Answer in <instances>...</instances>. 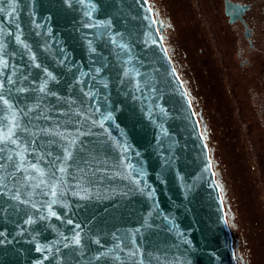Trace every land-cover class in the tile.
Here are the masks:
<instances>
[{"label": "water", "instance_id": "water-1", "mask_svg": "<svg viewBox=\"0 0 264 264\" xmlns=\"http://www.w3.org/2000/svg\"><path fill=\"white\" fill-rule=\"evenodd\" d=\"M0 97V264H238L148 0H0Z\"/></svg>", "mask_w": 264, "mask_h": 264}, {"label": "flooded vegetation", "instance_id": "flooded-vegetation-1", "mask_svg": "<svg viewBox=\"0 0 264 264\" xmlns=\"http://www.w3.org/2000/svg\"><path fill=\"white\" fill-rule=\"evenodd\" d=\"M167 1L170 2L168 5L165 0H148L212 153L216 179L223 191L237 262L254 264L257 253H260V264H264V197L261 198L259 189L257 193L250 191L246 200L250 203L249 199H253L256 209L248 211L247 220L242 226L236 196L229 195L233 190L223 180L221 151L209 142L211 123L204 109V100L195 97L191 90L193 70L185 59L186 55H180L176 50L172 34L176 26L169 12L172 8H177L176 5L181 0ZM186 5L192 16L191 8ZM191 7L200 13L201 22L208 24V28L214 32L216 41L215 60L211 59L212 52L207 56L209 65L203 59L205 68L209 69L214 63L216 124L230 143L232 156L241 159L254 156V159L261 161L260 173L264 188V0H196V4L191 2ZM193 20L191 18L190 21ZM249 168L255 170L252 164ZM250 169L246 170L250 172Z\"/></svg>", "mask_w": 264, "mask_h": 264}, {"label": "rangeland", "instance_id": "rangeland-1", "mask_svg": "<svg viewBox=\"0 0 264 264\" xmlns=\"http://www.w3.org/2000/svg\"><path fill=\"white\" fill-rule=\"evenodd\" d=\"M193 1L196 4V0H181V2H178V5H176L177 8H172L171 12H169L176 26L175 30L172 31V34L175 40L176 50L180 55H186L185 59L191 67L190 69L193 70L190 82L192 87L191 90L195 97L204 100V109L207 112V116L210 117L209 119L211 123L209 134L207 133L209 142L212 146H217L218 151H221L222 160L220 159V162L224 168L223 180H226L233 190L232 193L228 192L229 195L233 194L236 196V206L239 211L238 213L240 214V223L244 226V222L247 220L248 211L256 209V207H254L253 199H249L250 203L246 200L250 191L252 190L257 193L259 189L261 198L264 197L262 175L260 173L262 169L260 164L261 161L256 160V158L254 159V156L250 159L249 156L248 158L245 157L246 159H241L239 155V158L232 156L230 143L226 140V136L219 131V127L216 124L215 117H217V112L215 105L216 84L214 63L211 64L212 67L209 66V69L205 68L203 65V59L207 62L209 60V57L207 56L212 53L213 55L211 59L215 60L216 41L214 39V32L208 28V24L201 22L200 13L191 7V2ZM165 2L167 5L170 3L167 0H165ZM186 4L191 8L190 11H192L193 17L187 11ZM191 18L194 19L193 22L190 21ZM207 20H209V18H207ZM214 141L217 143L215 144ZM237 161L239 162V165H237ZM251 164L255 166V170L249 168ZM246 169H250L251 171L248 172ZM260 257V253H257L256 258L254 259V264H260Z\"/></svg>", "mask_w": 264, "mask_h": 264}, {"label": "snow or ice", "instance_id": "snow-or-ice-1", "mask_svg": "<svg viewBox=\"0 0 264 264\" xmlns=\"http://www.w3.org/2000/svg\"><path fill=\"white\" fill-rule=\"evenodd\" d=\"M49 75H50V74H49ZM0 100H3V97H0ZM4 103L7 104L8 101H7V100H4ZM11 134H12V133H11V130H9V135H11ZM4 138L7 139L8 137L5 136ZM12 142L15 143V140H13ZM31 167L35 168L36 165H31ZM49 215H51V216H55L56 213H55L54 211H50V212H49ZM69 223H71V221H69ZM73 242L78 244V243H79V240H78V239H75ZM37 251H41V249H40V248H37Z\"/></svg>", "mask_w": 264, "mask_h": 264}, {"label": "trees", "instance_id": "trees-1", "mask_svg": "<svg viewBox=\"0 0 264 264\" xmlns=\"http://www.w3.org/2000/svg\"><path fill=\"white\" fill-rule=\"evenodd\" d=\"M166 45V44H165ZM171 58V57H170ZM210 156H211V158H212V162H213V157H212V153H210Z\"/></svg>", "mask_w": 264, "mask_h": 264}]
</instances>
